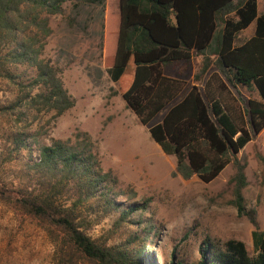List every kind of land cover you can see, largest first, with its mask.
I'll return each instance as SVG.
<instances>
[{
	"label": "trees",
	"instance_id": "16d2710c",
	"mask_svg": "<svg viewBox=\"0 0 264 264\" xmlns=\"http://www.w3.org/2000/svg\"><path fill=\"white\" fill-rule=\"evenodd\" d=\"M68 1L0 0V80L12 82L19 90L22 83H14L11 67L33 68L28 86L31 93L37 92L25 104L56 115L72 108L73 100L63 88L58 69L42 54L51 34L49 18L61 14ZM78 1L106 6V72L119 84L124 102L142 125L161 116L148 132L163 154L175 158L172 175L210 183L228 164L234 167L231 203L238 216L247 217L254 227L253 254L237 240L221 246L206 243L198 264H264V230L257 226L256 211L245 209V164L237 159L264 129V13H258L257 0ZM253 23V36L236 45L237 36ZM194 54L203 56L201 70L193 77L195 83L165 75L168 65L190 62ZM211 66L216 70L208 74ZM237 86L254 89L259 100L248 98L244 103L231 89ZM20 103L0 105V113H12ZM13 144L16 155L10 154L9 161L27 150L29 182L37 189L14 187L0 176V201L10 203L45 229L55 248L56 264L81 260L154 264L143 249L97 243L77 222L82 208L92 207V200L102 204L105 215L119 211L117 225L139 220L136 224L141 226L139 216L145 209L137 205L122 209L109 199L111 174L102 173L87 135L78 148L56 139L49 145L37 143L38 156L32 162L31 143L17 135ZM258 159L264 164L262 156ZM68 201L71 203L66 205ZM151 228L141 229L146 230L145 242L151 240ZM132 237L139 239L135 234Z\"/></svg>",
	"mask_w": 264,
	"mask_h": 264
},
{
	"label": "rangeland",
	"instance_id": "374dc122",
	"mask_svg": "<svg viewBox=\"0 0 264 264\" xmlns=\"http://www.w3.org/2000/svg\"><path fill=\"white\" fill-rule=\"evenodd\" d=\"M257 2L258 13H264V0ZM105 19V5L78 0L64 3L62 13L49 18L51 34L45 41L42 58L58 69L63 88L73 100V107L63 114L25 104L28 96L37 92L31 93L28 86L35 74L33 68L23 64L11 67L14 83H22L19 90L12 82L0 80V105L21 102L12 113H0V176L14 187L29 185L37 189L29 182L27 150L22 149L15 160L8 159L10 154L16 155L13 139L17 135L31 143V162L38 156L37 143L49 145L56 139L78 148L87 135L102 173L111 174L109 199L122 209L132 205L145 207L139 216L141 226L136 224L139 220L117 225L120 212L113 210L105 215L102 204L92 200V207H83L77 218L92 240L109 247L143 249L146 259L154 264H198L200 250L206 243L221 246L228 240L241 241L253 254L254 227L247 217L238 216L231 203L233 165L228 164L210 183L172 175L175 158L163 154L148 132L161 116L148 126L142 125L124 102L119 84L112 82L106 72ZM254 29L253 24L242 31L236 45L246 41ZM202 62L203 56L194 54L190 62L172 63L164 73L192 84ZM215 70L211 66L208 74ZM231 89L244 103L248 98L259 100L254 89ZM259 155L264 158V129L237 155L245 164V209L256 211L257 226L264 230V164ZM143 226L153 227L148 242L144 241ZM134 234L138 240L133 239ZM0 264H56L55 248L45 229L3 201ZM77 264L93 263L81 260Z\"/></svg>",
	"mask_w": 264,
	"mask_h": 264
},
{
	"label": "crops",
	"instance_id": "0c3cea01",
	"mask_svg": "<svg viewBox=\"0 0 264 264\" xmlns=\"http://www.w3.org/2000/svg\"><path fill=\"white\" fill-rule=\"evenodd\" d=\"M257 3H258V2H257ZM253 24H254V23H253ZM253 24H251L249 27H251ZM254 26H255V25H254ZM249 27H248V28H249ZM248 28H247V29H248ZM253 34H254V31H253ZM253 34H252L250 37H252ZM250 37H249V38H250ZM249 38H248V39H249Z\"/></svg>",
	"mask_w": 264,
	"mask_h": 264
}]
</instances>
